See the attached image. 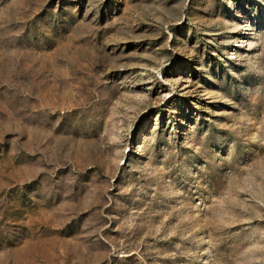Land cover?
<instances>
[{"label": "rangeland", "instance_id": "obj_1", "mask_svg": "<svg viewBox=\"0 0 264 264\" xmlns=\"http://www.w3.org/2000/svg\"><path fill=\"white\" fill-rule=\"evenodd\" d=\"M0 264H264V0H0Z\"/></svg>", "mask_w": 264, "mask_h": 264}]
</instances>
